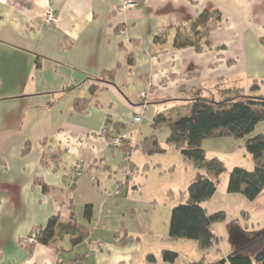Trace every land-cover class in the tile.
Here are the masks:
<instances>
[{
    "label": "crops",
    "instance_id": "obj_1",
    "mask_svg": "<svg viewBox=\"0 0 264 264\" xmlns=\"http://www.w3.org/2000/svg\"><path fill=\"white\" fill-rule=\"evenodd\" d=\"M49 7L55 23L43 18ZM205 13L209 28L194 39L200 47H174L176 32L188 33ZM261 83L264 0H0V264H125L112 247L138 237L109 200L132 174L102 183L104 198L85 200L87 224L74 194L88 177L100 184L96 172L121 157L135 168L129 157L155 134L151 124L153 132L140 135L147 109L152 120L158 113L173 120L197 96H258ZM114 124L113 135L127 137L110 146ZM78 158L83 173L72 180ZM55 215L75 221L82 240L26 241Z\"/></svg>",
    "mask_w": 264,
    "mask_h": 264
},
{
    "label": "rangeland",
    "instance_id": "obj_2",
    "mask_svg": "<svg viewBox=\"0 0 264 264\" xmlns=\"http://www.w3.org/2000/svg\"><path fill=\"white\" fill-rule=\"evenodd\" d=\"M255 92L259 97H264V83H261V87ZM208 94L214 100L223 99L221 95L217 97L212 93ZM151 111L152 109H147L144 115L141 138L142 134L145 136L153 132ZM168 131L165 125L154 129L166 151L148 153L140 146L133 152V157H129L136 164L131 171L128 169L126 155L125 159L121 157L122 163L120 160L114 161L112 169L108 171L97 169L100 184L96 180H90L89 174L83 176L88 177L85 187L74 194L80 221L88 223L87 219L83 218V205L87 202L85 200L104 198L106 195L98 196L105 194L101 184L110 181L116 185V180H123L126 172H129L133 180L122 189L121 196L109 200L112 204L118 201L119 206L123 207L117 210L119 214H124L120 221L136 234V238L138 237L127 245L112 247L113 252L124 255L125 264H145L149 252L156 257L153 264H169L162 261L163 249L178 252L176 263L188 264L203 256L206 262L211 263L225 254L230 246L251 254L256 248L264 247V191L253 201L247 200L242 194L226 191L227 176L232 167L240 166L250 170L254 164L251 155L244 148V139H235L232 136L205 138L202 141L207 157L217 158L226 168L218 178L215 193L204 202L208 214L219 210L225 212L224 219L212 225L219 240L218 244L207 250H199L194 240L168 238L167 223L172 206L188 202L187 186L205 174L204 170L195 168L178 150L166 143ZM258 132L264 134V120L256 124L250 135Z\"/></svg>",
    "mask_w": 264,
    "mask_h": 264
},
{
    "label": "trees",
    "instance_id": "obj_3",
    "mask_svg": "<svg viewBox=\"0 0 264 264\" xmlns=\"http://www.w3.org/2000/svg\"><path fill=\"white\" fill-rule=\"evenodd\" d=\"M208 13L201 14L186 34L176 32L173 40L174 47L199 44L194 39L205 33L209 28ZM163 39L162 35H157ZM77 106V104H76ZM264 120V97L246 95L241 91H234L232 96L223 100H214L207 96H197L189 103L187 114H178L171 120L164 113H158L153 118L154 129L168 125L166 143L171 144L181 155L198 169L204 170L201 176L187 186L189 201L173 205L167 223L169 239H189L196 242L197 249L207 250L219 242L213 232L212 225L225 217L222 210L208 214L204 202L211 198L216 191L219 176L226 170L224 164L217 158H208L202 147L205 138L230 135L235 139H244V148L251 155L253 167L248 170L240 166L232 167L227 176L226 191L242 194L247 200H255L264 191V134L250 135L258 122ZM110 137L119 134L118 125L108 127ZM115 131V132H114ZM148 152H164L165 149L158 142L155 134L146 137L140 144ZM75 180V179H74ZM44 188L47 185L42 184ZM74 187V183L70 189ZM83 216L87 220L92 216V204L86 203L83 207ZM68 234L73 243L80 242L82 235L80 227L75 221L60 222L58 216H51L46 225L36 233L37 241L47 244L56 235ZM219 251V248L216 249ZM178 252L161 250L162 261L169 264L176 263ZM156 262L155 255L148 253L146 263ZM188 264H264V247L256 248L251 252L243 249L234 250L220 255L211 263L205 257Z\"/></svg>",
    "mask_w": 264,
    "mask_h": 264
},
{
    "label": "built area",
    "instance_id": "obj_4",
    "mask_svg": "<svg viewBox=\"0 0 264 264\" xmlns=\"http://www.w3.org/2000/svg\"><path fill=\"white\" fill-rule=\"evenodd\" d=\"M131 4L133 5V3H131ZM43 18L45 19V21H47L49 23H55V22L58 21L57 16L54 13V10L52 8H50V7L44 11ZM140 96H141V98L142 97H145L146 96V93L144 91H142L140 93ZM133 121L134 122H141L142 121V118H141L140 115H135L133 117ZM101 133L102 134H105V129H102L101 130ZM124 137H127V135H121V136L117 135V136L111 137L109 139V141H108V144L110 146H117V145L120 144L121 140ZM82 173H83V160L80 159V158H78V159L75 160V162H74V164L72 166V180L80 177L82 175ZM118 193L120 194V190L119 189L116 190V194H118ZM38 231H39V228L35 229L34 232H33V234L30 237H28L26 239V241H29V242H35V241H37L36 233Z\"/></svg>",
    "mask_w": 264,
    "mask_h": 264
},
{
    "label": "bare ground",
    "instance_id": "obj_5",
    "mask_svg": "<svg viewBox=\"0 0 264 264\" xmlns=\"http://www.w3.org/2000/svg\"><path fill=\"white\" fill-rule=\"evenodd\" d=\"M103 129H105V128H103ZM106 130V129H105Z\"/></svg>",
    "mask_w": 264,
    "mask_h": 264
}]
</instances>
